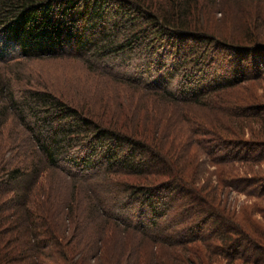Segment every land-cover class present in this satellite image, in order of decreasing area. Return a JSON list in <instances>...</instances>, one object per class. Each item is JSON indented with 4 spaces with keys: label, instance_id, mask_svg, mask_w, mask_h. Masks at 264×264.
I'll return each instance as SVG.
<instances>
[{
    "label": "rangeland",
    "instance_id": "rangeland-1",
    "mask_svg": "<svg viewBox=\"0 0 264 264\" xmlns=\"http://www.w3.org/2000/svg\"><path fill=\"white\" fill-rule=\"evenodd\" d=\"M200 5L194 11V18L205 26H202L204 32L218 34L229 41L231 38L236 41L241 31L259 15L255 24H251V33L255 41L260 39L264 43V27L260 26L264 24V0H200ZM118 21L117 33L121 41L132 24L126 17H120ZM134 22L139 24L141 19ZM80 29L77 25L74 32H80ZM150 32L154 36L157 34L153 28ZM157 37L165 49L155 50V54L161 50L159 59L169 66L181 53L190 57L182 64V75L171 80L152 75L142 83L127 81L126 77L138 68L140 59H148L146 57L150 55L152 59H148V68L154 67L155 64H151L154 62L153 53L147 54V50L145 54L135 52L113 59H95L98 53L95 56L82 55L62 38L58 41L61 44H54L56 51L53 53L20 60L15 57L6 65L0 64V72L7 81L6 92L12 94V99L18 98L22 90L45 91L67 106L83 108L82 115L87 110L90 114L84 116L103 121L99 124L109 128L120 123L118 129L127 128L126 133L131 136L136 135V129L148 130L149 137H154L158 145L164 147L165 155L161 157L170 159L171 171L187 180L186 187L192 196L190 198V193L186 195L183 190L165 197L170 202H166L167 207L158 208L166 210L158 217L155 226L148 212L139 214L140 211L135 210L137 203L127 211L126 204L118 212L113 209L115 200L123 202L126 199L111 185L114 183L112 179L107 182L97 174L94 178H80V185L89 187L90 197L97 201L105 214L95 211L84 217L89 205L83 203L79 192L81 186H75L79 190L76 189V199L72 202L70 220L62 216L60 220L65 224L62 222L60 228L63 232H53L55 237L51 232L54 239H49L46 233L53 229V209L57 206L56 210H61L71 179L83 171L79 165L71 166L65 160L60 163L63 172L45 166L27 191V198L31 200L29 207L36 209L34 211L39 212L46 224L42 230L45 235L40 232L39 239H49L47 249L51 257L47 258L48 264H61L57 252L61 250L57 246L71 252L66 254L75 259L76 264H264V51H256L262 48L257 49L255 45L256 52L253 53L244 50L237 55L226 50L213 58L206 52L196 65L192 58L197 56L201 48L199 44L184 41L178 43L177 48L171 44L172 37L159 34ZM2 42L0 40V53L13 52L9 43ZM35 42L40 44L38 40ZM205 75L232 85L204 99L211 100L217 106L215 108L184 103L179 98L169 101L160 94V87L167 85L169 90L175 91L180 85L188 87L192 81ZM4 100L8 103L9 97ZM230 108L232 116L229 117L226 111ZM93 112L100 115L94 117ZM7 119L0 135L2 142L7 141L14 117ZM27 120L30 123L35 121L31 115ZM15 129L14 143L17 142L19 149L11 158L13 165L24 158L18 155L20 147L28 151L25 159L31 158L30 150H34L30 141H24L26 133L21 125L17 124ZM5 148L7 146L4 155L8 156ZM178 150L180 154H177ZM143 158L149 159L147 155ZM151 168L161 172L158 162ZM176 174L173 175L175 180ZM114 177L119 185L142 179L126 176L121 171ZM159 177L161 180L158 181H164ZM151 178L143 183L144 190L156 197L164 196L165 191L157 186L161 182L155 184ZM7 193H0V199L9 198L11 194ZM21 210L20 207H10L2 212L3 216L9 215L6 222L15 221L12 232L4 235L10 237L12 251L26 245L29 238L28 232L24 231ZM113 214L120 221L113 220ZM135 220L136 224L130 226L134 228L126 227V222L134 223ZM34 244L29 245L30 249L26 247L24 256L21 252L13 253L10 257L12 264H31L32 261L38 264L35 255L41 257V251L35 246L40 243Z\"/></svg>",
    "mask_w": 264,
    "mask_h": 264
},
{
    "label": "trees",
    "instance_id": "trees-1",
    "mask_svg": "<svg viewBox=\"0 0 264 264\" xmlns=\"http://www.w3.org/2000/svg\"><path fill=\"white\" fill-rule=\"evenodd\" d=\"M205 1L210 2V0ZM199 6H201L200 0H0V40L3 41L2 43H9L10 49L14 48L13 52L0 53V64L6 65L10 59L15 57L17 59L37 58L42 54L53 53L56 51L54 44L59 43L62 38L64 43L73 44L77 52L82 55L87 53L95 56L98 53L95 59H113L135 52H144L145 54L149 50L147 54L153 53L154 62L151 64H155L154 67L149 69L150 64L147 62L152 59L149 55L146 57L149 60L140 59L141 61L139 60L140 62L138 61L137 64L138 68L131 73L132 76L126 77L127 81L142 83L151 79L152 75H161L160 77L169 80L175 76L178 77L179 74L182 75L180 70L182 64L186 63V60L189 61L190 58L181 53L177 60H172L173 65L169 66L163 62L159 58L162 56L161 50L164 51L165 48L159 44L158 34L159 36L172 37L171 44L177 45V48L179 47L178 43L184 41L199 44L201 48L197 51L195 59L192 58L196 65L202 61L206 52L215 58L226 50L229 54L237 55L244 50L253 53L256 50L255 45L257 49L262 48V50L256 51H264V43H261L260 39L255 41L252 36L253 32L251 33V24H255L259 15L255 16L247 28L241 31V35L236 37V41L235 38H231L229 41L224 40V37L218 36V34L211 35L204 32L202 26H205L199 22L198 18H194V11H197ZM131 15H135V17ZM120 17H126V20L132 24L121 41H119L117 33L118 18ZM137 18L141 19L139 24L134 22ZM77 25H80L81 29L80 32L75 33ZM260 26L264 27V24H260ZM152 28L157 33L155 36L150 34ZM36 40L40 44H36ZM159 49H161L160 52L155 54V50L159 51ZM165 67L168 70L164 69ZM196 68L194 66L195 70ZM192 75H194V71ZM220 83L222 84L220 85ZM6 84L7 81L0 72V135L7 118L14 117L13 124L7 132V141L0 140V193L11 194L9 198L0 199V264H12L13 260L10 257L13 253L21 252V255L24 256L26 247L30 249L29 245L31 243L36 245V242L40 244L35 248L41 251V257L35 255L36 263L48 264L47 258L51 257L47 249L48 240L54 239L50 236L51 232H63L60 226H62V222L65 223L60 219L62 216L70 218L73 210L72 202L76 199V191L79 190L76 187L82 182L80 178H94L97 174L107 182L112 179L114 183L111 185L126 199L123 202L115 200L113 209L115 208L116 210H114L118 212L126 204L127 211L134 206L132 204L137 203L135 210L140 211L139 214L148 212L149 218L155 226L158 217L166 210L158 208L163 205L167 207V203L170 202V199L166 201L165 197L183 190L186 195L190 193L186 187L187 180L180 179L179 175L171 171L170 159L161 157V155H165L162 151L164 147L158 145V141L154 137H149L150 135L147 134L149 131L145 128L139 131L136 129L134 136L126 133L127 128L125 130L118 129L121 125L117 122L112 128H109V126L99 124L103 121L98 120L97 122L84 116L90 114L87 110L82 115L80 111L83 108L80 110L75 106H67L45 91L22 90L19 92L18 98L12 99V94L6 92ZM230 86L232 85H229L228 81H214L205 75L194 82L192 81L188 87L180 85L175 91L169 90L167 85L160 87V94L169 101L179 98L184 103L210 109L217 106H214L211 100L204 99L211 93H218ZM6 96L9 97L8 103L4 100ZM226 113L229 117L232 116V109L230 108ZM29 115L35 120L32 123L27 120ZM91 115L96 117L100 114L93 112ZM17 124L21 125L26 133L24 141H30L34 150L33 152L30 150V153L33 154L32 157L25 159L28 151L20 147L18 155L24 158L20 159L18 164L13 165L11 158L19 149L17 142L14 143ZM5 146L9 152L8 156L4 155ZM168 152H171V149H168ZM177 154H180L179 150ZM145 155L149 157L147 161L143 158ZM64 160L69 161L71 166L79 165L83 174L74 175V178L71 179L72 184L67 197L62 202L61 210L57 211V206L53 209V227L51 226L53 229L49 230L50 233L49 231L46 233L50 237L46 238L47 241L46 239L42 241L39 236L40 232L45 235L42 230L46 224L45 221H42L39 212H35L36 209L33 210L29 207L31 200L27 198V191H30L45 166L63 172L60 163ZM155 162L161 164V172L151 168ZM119 171L134 179H142L119 185L115 183V180L118 181L117 177H114V174ZM174 174L177 175V180L173 178ZM159 176L164 178V181H160ZM150 177L155 184L161 182L157 186L162 188L160 190L165 191L164 196L156 197L150 194L149 190H144L143 183ZM158 179L160 180L158 181ZM80 186L79 192L83 203L89 205L87 215L84 213L83 216H91L95 211L101 215L105 214L98 207L97 201L90 197L89 187L86 184ZM189 195L191 198V193ZM171 199H173V195ZM10 207L22 208V221L25 222L24 231L28 232L29 236L26 245H20L13 251L10 237H4V235L8 236L12 232L15 221L6 222V216L9 215L3 216L2 213ZM115 214L111 215L113 220L120 221ZM135 224L136 220L134 223L126 222V227ZM53 237H55L54 233ZM57 248L61 250L57 251L61 256V264H76L75 259L69 258L66 254L67 252L71 254V252L63 251L60 246ZM31 264L34 262L32 261Z\"/></svg>",
    "mask_w": 264,
    "mask_h": 264
}]
</instances>
